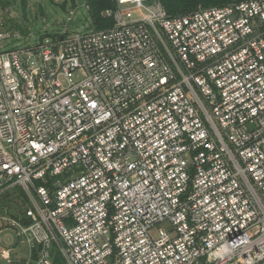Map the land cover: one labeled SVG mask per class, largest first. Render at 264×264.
<instances>
[{
    "label": "built area",
    "instance_id": "2783aa9c",
    "mask_svg": "<svg viewBox=\"0 0 264 264\" xmlns=\"http://www.w3.org/2000/svg\"><path fill=\"white\" fill-rule=\"evenodd\" d=\"M114 3L108 29L12 48L0 4V191L30 202L1 219L37 250L20 264L53 244L66 264H264V0Z\"/></svg>",
    "mask_w": 264,
    "mask_h": 264
},
{
    "label": "rangeland",
    "instance_id": "374dc122",
    "mask_svg": "<svg viewBox=\"0 0 264 264\" xmlns=\"http://www.w3.org/2000/svg\"><path fill=\"white\" fill-rule=\"evenodd\" d=\"M0 4L9 25L21 36L9 48L59 39L75 32L98 31L86 0H0ZM71 10H74V15L68 20ZM29 206L27 195L18 185H10L0 191V252L2 249L8 253L12 251L17 259L10 255L18 264L29 259L28 246L1 217L24 220V211ZM51 252L53 261L66 264L56 245H52ZM36 257L37 250H34L31 260L35 261Z\"/></svg>",
    "mask_w": 264,
    "mask_h": 264
},
{
    "label": "trees",
    "instance_id": "16d2710c",
    "mask_svg": "<svg viewBox=\"0 0 264 264\" xmlns=\"http://www.w3.org/2000/svg\"><path fill=\"white\" fill-rule=\"evenodd\" d=\"M169 16L187 13L198 7L223 6L234 0H160ZM90 9L93 25L97 30H105L112 26L111 19L101 16V12L115 7L114 0H86ZM53 264H58L57 260Z\"/></svg>",
    "mask_w": 264,
    "mask_h": 264
},
{
    "label": "crops",
    "instance_id": "0c3cea01",
    "mask_svg": "<svg viewBox=\"0 0 264 264\" xmlns=\"http://www.w3.org/2000/svg\"><path fill=\"white\" fill-rule=\"evenodd\" d=\"M16 248V247H15ZM17 249V248H16ZM29 250V249H28ZM10 253H11V255H12V257L14 256L15 258H16V256H15V254L12 252V251H10ZM18 256V255H17ZM22 256V255H21ZM24 256V255H23ZM30 257V259H31V253H30V250H29V256H28V258ZM24 258V257H23ZM17 259V258H16Z\"/></svg>",
    "mask_w": 264,
    "mask_h": 264
}]
</instances>
